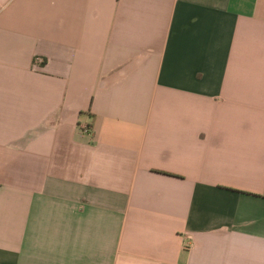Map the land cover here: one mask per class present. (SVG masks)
Instances as JSON below:
<instances>
[{"label":"crops","instance_id":"crops-1","mask_svg":"<svg viewBox=\"0 0 264 264\" xmlns=\"http://www.w3.org/2000/svg\"><path fill=\"white\" fill-rule=\"evenodd\" d=\"M0 264H264V0H0Z\"/></svg>","mask_w":264,"mask_h":264},{"label":"built area","instance_id":"built-area-1","mask_svg":"<svg viewBox=\"0 0 264 264\" xmlns=\"http://www.w3.org/2000/svg\"><path fill=\"white\" fill-rule=\"evenodd\" d=\"M81 132L84 133V134H86V135H88V136L91 135V130H90V128L87 127V126L82 127V128H81Z\"/></svg>","mask_w":264,"mask_h":264}]
</instances>
